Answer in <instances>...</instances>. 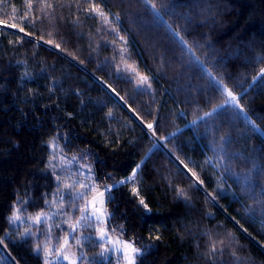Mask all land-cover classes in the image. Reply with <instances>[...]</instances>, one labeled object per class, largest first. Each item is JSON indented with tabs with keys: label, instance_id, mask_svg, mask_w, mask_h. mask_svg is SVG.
Masks as SVG:
<instances>
[{
	"label": "trees",
	"instance_id": "trees-1",
	"mask_svg": "<svg viewBox=\"0 0 264 264\" xmlns=\"http://www.w3.org/2000/svg\"><path fill=\"white\" fill-rule=\"evenodd\" d=\"M152 3L162 19L141 0H0V264H48L46 244L79 235L71 167L116 185L108 227L143 249L136 264H264V0ZM18 208H56L57 226L9 223ZM80 251L123 264L96 237Z\"/></svg>",
	"mask_w": 264,
	"mask_h": 264
},
{
	"label": "snow or ice",
	"instance_id": "snow-or-ice-1",
	"mask_svg": "<svg viewBox=\"0 0 264 264\" xmlns=\"http://www.w3.org/2000/svg\"><path fill=\"white\" fill-rule=\"evenodd\" d=\"M141 2L146 6V8H148L149 11H151L154 15V17L156 19H162L161 14L157 11L156 9V5L152 3V0H141ZM31 6V5H29ZM49 7H52V5H48ZM88 12L92 15H98L100 17H105V13L103 11H101L96 5H91L90 8L88 9ZM109 21L107 19L104 20V23H108ZM167 25V22H164ZM16 25L13 24L11 25V27H15ZM167 27L169 28L170 31H173L171 29L170 25H167ZM20 31L23 32L24 29L20 28ZM174 34H176L174 32ZM119 39H121L122 41H124V37H119ZM45 43L47 44H52L53 42L51 40L49 41H45ZM125 45L127 44V41H124ZM181 43H183V40L181 39ZM56 48H59L60 45L56 44L55 45ZM260 78L264 79V69L261 70L260 73ZM255 79V77H254ZM146 87V89H150L151 88V83H149V78L147 76H140L139 77V84L138 87ZM226 93H227V97L228 99H226L225 104H230L232 105L235 109H238L237 114L238 115H244V109L242 106L239 105V101L237 99V97L232 93L231 90H228L227 88L223 89ZM224 107V105H220L218 106L217 109H214L213 111H218L220 109H222ZM212 113H205V116H211ZM245 118L247 119V117L245 116ZM249 124H251L254 128H255V123L251 120L248 121ZM147 127L149 129H153V124L149 123L147 125ZM155 133L153 132V135ZM75 159V158H74ZM139 167V166H137ZM90 171V169H89ZM136 175L135 170L133 171V176ZM57 180H59V177H57ZM120 184H124L125 181H120ZM81 188H85L87 187L84 184L80 185ZM116 187V185H113L111 187H106L103 191H99L98 195H94L92 196V199L88 202V204L85 207L79 208L78 210L81 212V216L80 218L76 221L75 224L70 225L72 232H75L77 230L78 227H85V228H94V230L98 233V239L101 242H105L107 241V243L112 244V249L109 248H103L102 252L100 253L101 256H103L105 253H107L110 250L113 251H118L115 248V244L116 243H122L123 246V255L127 260V264H136V259L139 255L143 254V250L142 249H138L136 248L131 242L128 241H116L113 242L111 240V238L109 237V232L107 227L101 226V225H106L107 222L111 219L112 214L109 213L107 211V204L111 202V191L112 188ZM91 191H96L95 188H92ZM131 193L134 196L139 197V192L138 189L136 187L131 188ZM84 198V194L83 193H77L75 199H83ZM47 203V200L45 201ZM22 203H26V202H22ZM139 205L143 206V208L145 210H149L148 209V205L145 203L144 199L139 198ZM90 209V211H89ZM20 217L18 215H16V213L14 212L12 217L9 218V223L14 222L15 220H19ZM33 219V222L36 225H40L42 222H46L48 219H50V217H47L44 215L43 212L35 215ZM113 231H115V229H113ZM25 238L31 237L33 235H35L34 233H32L29 229H25L24 233L22 234ZM155 239L159 240L160 237L156 236ZM80 241L78 240L77 243H79ZM0 243H3L2 240H0ZM68 243V236L66 235L64 238V244L67 245ZM37 250H41L39 245H37ZM43 251H45L46 254H50L48 252L47 248L42 249ZM56 254L57 256H62L64 260L69 261V264H77V257L73 254V256H69L67 254H65L63 247H61L60 249L56 250ZM45 264H47V261L45 262Z\"/></svg>",
	"mask_w": 264,
	"mask_h": 264
},
{
	"label": "rangeland",
	"instance_id": "rangeland-1",
	"mask_svg": "<svg viewBox=\"0 0 264 264\" xmlns=\"http://www.w3.org/2000/svg\"><path fill=\"white\" fill-rule=\"evenodd\" d=\"M3 27H6V25L4 23L0 22V30ZM133 72H134V76L137 77V80L138 81H139V77L140 76H142V75L143 76H146V74H147L144 70H136V67L135 66L132 68V73ZM150 130L152 131V129H150ZM70 167L71 166H69L68 169ZM77 172L79 173L78 170H76L75 168H72V167L68 170V175L69 176L71 175V176H70V180L69 181H68V178L65 176V185H66L65 186V191H67V194L69 193V195H72L74 197H76V194L77 193H83L84 194V198L82 200L84 202L83 203V207H85L88 204V202L92 199V196L98 195V192L99 191H103L104 188H101L99 186L97 180H94V182L92 181L91 184L90 183L84 184L87 187L81 188L80 185L83 184V183H81V181L80 182L79 181L78 182L75 181L76 180V177L78 176V175L76 176ZM71 180H72V184L71 185H68V182H70ZM92 188H95L96 191H91ZM86 193H89V194H86ZM53 208H50V209L45 210V211H42L45 216L50 217V219H48L46 222H42L41 223L42 225H44L47 228V230H48V232L50 234H52V232H53L52 230L57 226L56 223L58 222L59 215H60L58 213V210L56 208L55 209H53ZM16 210H17L16 211V215H18L20 217V219L19 220H15L14 221V225L19 226V227L26 226L27 228L36 225L33 222V219L32 218H34L35 215L41 213V212H38V213H34V214H26V213L24 214V213H22L23 210L21 208H18ZM89 211H90V209H89ZM101 226L107 227L108 232H109V237L111 238V240L113 242H116V241H120V242L128 241V242H131L133 244L132 241L127 240L124 237H122V236L114 233L113 231H111L109 229V227H108V222H107L106 225H101ZM82 228H84V227H78L77 228L76 232L79 233V235L74 236L72 238L73 241H70V237L68 236V243H67V245L62 244V243H61L60 247H59V245H57L58 246L57 247L55 244H52V245H47L46 244L45 245V247L48 249V251L50 253L49 256H48V264H56V263H59V264H69V261L64 260L62 256H59L58 257L57 254H56V250L57 249H60L61 247H63L65 254L69 255L70 257L73 256V254H74L77 257V264H79V258L84 254L82 251H80V249H82V247L85 244V242L87 243L93 237H96L97 241L102 245V250H103V248L112 249V244L107 243V241H105V242L99 241V239H98V233L96 231L95 232L94 231H91V232L81 233V229ZM92 229H94V228H92ZM78 230H79V232H78ZM73 233L74 232H72L71 234H73ZM59 240H61V239H59ZM78 240L80 241L79 243H77ZM135 247L138 248L137 246H135ZM115 248L118 251L110 250L107 253H105L103 256L105 258H108V256H112V255L118 256V258H120L121 261H123V264H127V260H126V258L123 255V251L124 250H123L122 243H116L115 244ZM138 249H141V248H138Z\"/></svg>",
	"mask_w": 264,
	"mask_h": 264
},
{
	"label": "water",
	"instance_id": "water-1",
	"mask_svg": "<svg viewBox=\"0 0 264 264\" xmlns=\"http://www.w3.org/2000/svg\"><path fill=\"white\" fill-rule=\"evenodd\" d=\"M152 131H153V129H152Z\"/></svg>",
	"mask_w": 264,
	"mask_h": 264
}]
</instances>
